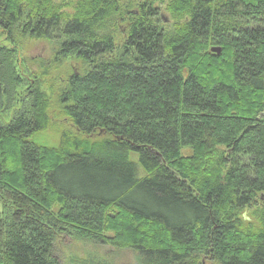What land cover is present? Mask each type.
I'll return each instance as SVG.
<instances>
[{"label":"trees","instance_id":"16d2710c","mask_svg":"<svg viewBox=\"0 0 264 264\" xmlns=\"http://www.w3.org/2000/svg\"><path fill=\"white\" fill-rule=\"evenodd\" d=\"M148 1L0 0V264H264V0Z\"/></svg>","mask_w":264,"mask_h":264},{"label":"rangeland","instance_id":"374dc122","mask_svg":"<svg viewBox=\"0 0 264 264\" xmlns=\"http://www.w3.org/2000/svg\"><path fill=\"white\" fill-rule=\"evenodd\" d=\"M128 1L131 2V9L137 11L139 8L138 3H141L143 0ZM153 5L159 6L160 9L163 8L162 20L166 19L167 21L165 24L172 26V17L169 12L164 9L162 0H155ZM51 52V45L49 42L43 40H32L26 44L23 50L24 55L27 57L41 56L50 58ZM40 138L41 141H49V144L58 143L55 134L51 132ZM133 159H137V157L133 156ZM140 194L141 192L137 193L136 196L139 195L141 199L143 195ZM110 237H113V233L112 235L110 234ZM54 255L57 257L60 264H138V255L133 249L119 248L110 242L89 241L70 235H62L58 239L54 248ZM202 263L212 264L213 262L211 258L204 256L202 258Z\"/></svg>","mask_w":264,"mask_h":264},{"label":"flooded vegetation","instance_id":"af4514ba","mask_svg":"<svg viewBox=\"0 0 264 264\" xmlns=\"http://www.w3.org/2000/svg\"><path fill=\"white\" fill-rule=\"evenodd\" d=\"M144 2H145V0H143L141 3H138L139 4V6H141L142 7V5L144 4ZM146 3V2H145ZM139 9V8H138ZM162 11H163V8H159V16L160 17H162L163 18V15H162ZM136 13L138 14L139 12H138V10L136 11ZM166 19H164V20H162V23H166Z\"/></svg>","mask_w":264,"mask_h":264},{"label":"water","instance_id":"95a60500","mask_svg":"<svg viewBox=\"0 0 264 264\" xmlns=\"http://www.w3.org/2000/svg\"><path fill=\"white\" fill-rule=\"evenodd\" d=\"M212 51L220 53L221 52V47L214 46L211 48Z\"/></svg>","mask_w":264,"mask_h":264}]
</instances>
